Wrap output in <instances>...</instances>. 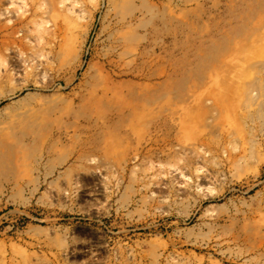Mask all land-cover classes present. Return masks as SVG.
Masks as SVG:
<instances>
[{
    "label": "rangeland",
    "instance_id": "rangeland-1",
    "mask_svg": "<svg viewBox=\"0 0 264 264\" xmlns=\"http://www.w3.org/2000/svg\"><path fill=\"white\" fill-rule=\"evenodd\" d=\"M0 264H264V0H0Z\"/></svg>",
    "mask_w": 264,
    "mask_h": 264
},
{
    "label": "bare ground",
    "instance_id": "bare-ground-1",
    "mask_svg": "<svg viewBox=\"0 0 264 264\" xmlns=\"http://www.w3.org/2000/svg\"><path fill=\"white\" fill-rule=\"evenodd\" d=\"M198 149H201V148L198 147ZM194 150H195V149H194ZM195 152L198 153L199 151L197 152V151L195 150ZM198 154L200 155V153H198ZM234 162H236V161H234ZM195 171H197V169H195ZM177 172H178V171H177ZM177 176H178V178H181V177H184V176H186V175H185V173H184L182 170H180V171L177 173ZM179 182H180V181H179Z\"/></svg>",
    "mask_w": 264,
    "mask_h": 264
}]
</instances>
